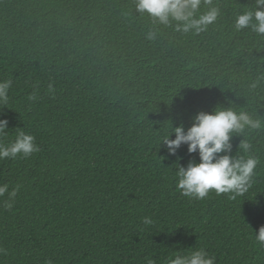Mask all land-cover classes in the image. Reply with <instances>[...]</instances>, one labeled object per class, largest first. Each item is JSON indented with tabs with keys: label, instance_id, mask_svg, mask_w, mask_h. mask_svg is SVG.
<instances>
[{
	"label": "trees",
	"instance_id": "obj_1",
	"mask_svg": "<svg viewBox=\"0 0 264 264\" xmlns=\"http://www.w3.org/2000/svg\"><path fill=\"white\" fill-rule=\"evenodd\" d=\"M255 5L213 0L216 21L196 33L153 22L136 0H0V144L23 131L39 148L0 159V264H167L198 249L214 264H264V127L231 141V155L259 160L236 200L183 196L175 164L198 153L161 143L217 106L264 121V35L235 27Z\"/></svg>",
	"mask_w": 264,
	"mask_h": 264
},
{
	"label": "clouds",
	"instance_id": "obj_2",
	"mask_svg": "<svg viewBox=\"0 0 264 264\" xmlns=\"http://www.w3.org/2000/svg\"><path fill=\"white\" fill-rule=\"evenodd\" d=\"M213 0H136V9L141 14L149 15L153 22L170 25L176 22V30L199 33L207 25L216 21L219 11L212 6ZM209 6V10L199 14L201 5ZM251 26L257 34L264 35V0H256L255 8L237 16L235 27L239 31ZM155 33L149 32L148 38H154ZM10 82L0 83V101H7ZM190 127L183 123L173 126L172 131L162 138V145L169 155H176L178 149L187 145L188 153L197 154L199 160L192 159L187 166H182L179 159L175 164L177 189L185 197L203 200L210 192L216 195L228 194L231 200L243 197L253 189L254 176L259 160L244 155H231L234 135L244 133L245 129H260L264 121L254 118L247 111H236L232 107L217 106L211 112L200 111L192 118ZM7 120H0V135L5 134ZM175 139H172V136ZM251 145L244 141L240 149L247 154ZM39 151L35 137L23 131L16 136L10 147L0 144V159L23 154L25 157ZM8 189L0 185V196ZM145 223H152L149 217L143 218ZM256 242L264 247V226H261ZM148 264H154L149 260ZM167 264H214L209 254L198 249L188 255L174 254Z\"/></svg>",
	"mask_w": 264,
	"mask_h": 264
}]
</instances>
